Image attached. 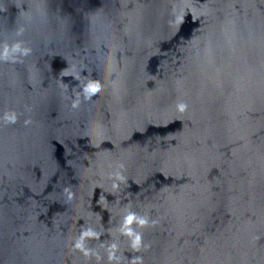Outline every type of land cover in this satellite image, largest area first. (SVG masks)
Returning <instances> with one entry per match:
<instances>
[{
    "label": "water",
    "instance_id": "obj_1",
    "mask_svg": "<svg viewBox=\"0 0 264 264\" xmlns=\"http://www.w3.org/2000/svg\"><path fill=\"white\" fill-rule=\"evenodd\" d=\"M0 264H264V0H0Z\"/></svg>",
    "mask_w": 264,
    "mask_h": 264
},
{
    "label": "clouds",
    "instance_id": "obj_2",
    "mask_svg": "<svg viewBox=\"0 0 264 264\" xmlns=\"http://www.w3.org/2000/svg\"><path fill=\"white\" fill-rule=\"evenodd\" d=\"M95 94H96V91H95V90H89V91H88V95H95ZM9 119H14V117H9ZM65 195H67V194L65 193ZM68 199L70 200L71 197H68ZM127 220H128V222H131L132 217L129 216V217L127 218ZM92 235H93V233H91V232H85V233L82 234V238H83L84 236H92ZM76 246H77V247H80V244L78 243Z\"/></svg>",
    "mask_w": 264,
    "mask_h": 264
}]
</instances>
